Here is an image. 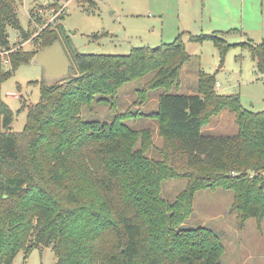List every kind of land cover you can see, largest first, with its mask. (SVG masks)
I'll list each match as a JSON object with an SVG mask.
<instances>
[{
    "label": "trees",
    "instance_id": "1",
    "mask_svg": "<svg viewBox=\"0 0 264 264\" xmlns=\"http://www.w3.org/2000/svg\"><path fill=\"white\" fill-rule=\"evenodd\" d=\"M95 3V0H89ZM26 38L14 0H0V51L9 50L8 66L0 58L1 84L37 50L59 40L73 75L39 83L40 99L26 106L19 131L14 113L0 92V264L16 254L51 246L55 264H221L219 233L184 227L201 189L233 192L230 210L240 224L264 221V111L245 109L239 94L216 91V72H201L193 94H171L190 59L180 36L156 47H132L127 54L84 53L57 27L47 25L34 50L12 49L7 27ZM211 40L219 50V67L230 47L215 34L189 35ZM264 73V39L244 44ZM153 73L140 89L164 88L150 115L162 139L161 158L152 147V129H132L117 113L111 122L82 120L83 107L111 103L126 82ZM227 108L237 133L204 134L202 124ZM137 144L139 147H137ZM186 178L172 202L161 196L163 180Z\"/></svg>",
    "mask_w": 264,
    "mask_h": 264
},
{
    "label": "rangeland",
    "instance_id": "2",
    "mask_svg": "<svg viewBox=\"0 0 264 264\" xmlns=\"http://www.w3.org/2000/svg\"><path fill=\"white\" fill-rule=\"evenodd\" d=\"M14 0L17 17L24 35L7 27L12 49L34 50L42 30L55 26L62 36H67L73 47L84 53L127 54L132 47H156L170 43L180 36L190 59L183 64L179 81L168 90L171 94H193L197 91L201 72H216V91L220 94H239L241 105L251 111H264V73L258 71L255 60L246 45L264 39V0ZM63 8V13L56 15ZM215 34L228 44H235L227 51L219 67V50L211 40L195 42L189 35ZM33 59V58H32ZM21 64L1 84V98L14 113L11 127L23 128L26 106L40 99L39 82L53 84L67 80L72 71L60 77H47L41 66ZM4 68H9L4 64ZM153 73L124 83L117 91L114 105L92 103L83 107L82 120L111 122L117 113H129L123 122L132 129H152L153 144L145 154L161 158L162 139L157 134V123L150 115L157 110V97L164 88L146 92L140 98L145 82ZM234 113L224 108L202 124L204 134L233 135L237 133ZM137 147L138 144H137ZM186 178L162 181L161 196L172 202L184 189ZM233 192L222 188L201 189L194 195L193 211L184 227L206 226L221 237L224 252L221 264H264V256H251L247 249L239 254L226 244L227 226H235L239 219L230 210ZM245 245L259 239L256 221L245 223ZM264 228V221H262ZM251 231L252 233H249ZM232 242L234 238L231 237ZM264 242V238L261 239ZM258 241V240H257ZM256 241V242H257ZM264 254V252H263ZM250 255V256H249ZM56 255L51 246L33 247L29 252L19 251L13 264H55Z\"/></svg>",
    "mask_w": 264,
    "mask_h": 264
},
{
    "label": "water",
    "instance_id": "3",
    "mask_svg": "<svg viewBox=\"0 0 264 264\" xmlns=\"http://www.w3.org/2000/svg\"><path fill=\"white\" fill-rule=\"evenodd\" d=\"M32 61L45 70L47 77H60L70 70V60L59 40L37 50Z\"/></svg>",
    "mask_w": 264,
    "mask_h": 264
},
{
    "label": "crops",
    "instance_id": "4",
    "mask_svg": "<svg viewBox=\"0 0 264 264\" xmlns=\"http://www.w3.org/2000/svg\"><path fill=\"white\" fill-rule=\"evenodd\" d=\"M217 85L218 84L216 82V86ZM249 219H247L246 221H244L241 224L238 221L237 225H235V226H230V225L227 226L225 238L226 239L229 238V239L226 242V244L229 245L232 249H233L234 245H236L234 248H235V251L239 252V254L242 252L243 249H247L251 256L258 255V257L261 258L264 256V254H263L264 242L261 240L264 238L263 224L261 223L260 228H257V224H256V231L261 235L260 237H258L259 238V239H257L258 241L255 240V241H252L250 244L246 243V245H245L244 236L247 235L245 232V225H246L245 223H247V221H249ZM249 233H252V232L249 231ZM231 237L234 238V242H232Z\"/></svg>",
    "mask_w": 264,
    "mask_h": 264
},
{
    "label": "built area",
    "instance_id": "5",
    "mask_svg": "<svg viewBox=\"0 0 264 264\" xmlns=\"http://www.w3.org/2000/svg\"><path fill=\"white\" fill-rule=\"evenodd\" d=\"M63 13V8L61 9L60 12H57L56 15L59 16ZM8 52L9 50H3V51H0V58L2 60V64L4 65L5 63H8Z\"/></svg>",
    "mask_w": 264,
    "mask_h": 264
}]
</instances>
